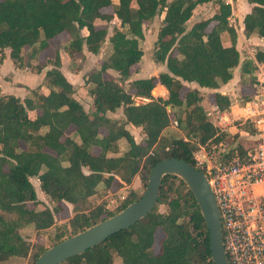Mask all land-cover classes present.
<instances>
[{"label": "trees", "instance_id": "1", "mask_svg": "<svg viewBox=\"0 0 264 264\" xmlns=\"http://www.w3.org/2000/svg\"><path fill=\"white\" fill-rule=\"evenodd\" d=\"M209 1L119 0L113 12L121 28L113 27L108 38L112 51L85 79L93 111L87 112L73 97V87L59 69L58 50L52 58L36 65L37 71L51 65L44 77L48 94L32 91L23 98L0 95V264L24 258L27 264H35L49 247L28 242L20 230L29 225L35 230L52 226L65 203L71 204L74 212L67 220V238L113 216L141 195L130 190L113 210L91 203L99 187L107 191L114 182L119 187L130 184L137 174L145 188L156 162L176 157L195 165L197 143L217 144L225 139V132L216 135L217 129L201 104L198 88L217 89L226 84L240 63V52L236 47L237 32L228 23L230 3L215 0L218 10L212 17L188 25L194 8ZM249 2L253 5L243 19L244 33L264 37V0ZM111 4V0H0V59L8 49L13 63H21L26 48L31 58L46 50L49 41L62 32L70 36L65 46L70 56L82 53L84 47L97 53L108 30L95 27L94 20H111L112 14L101 12ZM162 11L165 14L152 60L165 65V70L130 80L124 87L131 68L143 55L139 48V40L144 37L143 22ZM212 21L215 23L208 29ZM84 28L86 35L82 34ZM224 33L230 41L228 46L222 42ZM257 57L262 59L260 53ZM156 82L167 89L166 98L152 95ZM191 83L196 87L186 85ZM136 98L141 101L136 103ZM213 101L220 109L229 104L228 97L219 91L213 93ZM167 106L181 108L182 115L176 122L183 127L186 139L161 141V133L170 123ZM118 108H122L123 120L107 117V111ZM30 110L39 111L34 119L28 116ZM129 123L140 128V141H135L126 128ZM71 127L77 140L65 135ZM101 129L106 132L101 133ZM120 138L127 141L128 149L121 155H109L117 153ZM160 141L161 148L156 150ZM94 147L99 152L95 153ZM33 177L54 203L51 208H36L38 197L31 182ZM157 229L163 236L155 252ZM60 264L213 262L208 230L192 191L178 176L166 174L157 200L146 216Z\"/></svg>", "mask_w": 264, "mask_h": 264}, {"label": "built area", "instance_id": "2", "mask_svg": "<svg viewBox=\"0 0 264 264\" xmlns=\"http://www.w3.org/2000/svg\"><path fill=\"white\" fill-rule=\"evenodd\" d=\"M254 80L251 98L235 95L225 109L207 111L216 135L230 134L197 143L193 165L213 193L228 264H264V65L256 64Z\"/></svg>", "mask_w": 264, "mask_h": 264}, {"label": "crops", "instance_id": "3", "mask_svg": "<svg viewBox=\"0 0 264 264\" xmlns=\"http://www.w3.org/2000/svg\"><path fill=\"white\" fill-rule=\"evenodd\" d=\"M111 1H112V4L110 6L103 7L101 9V12L106 13V14H112V16H113L112 19L108 21V20H105L102 18H96L94 20V26L95 27L107 28V30H108L106 40L102 44V46L100 47V49L98 50L97 53H91L90 51H88L84 47V50L82 53H75L73 56H70L65 51L66 50L65 46H67V44L69 43L70 36L66 32H62L49 41V46L46 50L35 54L31 58H28V61H30V59L31 60L39 59L41 61H44V59H46V58H52L54 56L55 52L58 50L60 52V67H59V69L62 72V74L65 76L67 81L72 85L73 90H74L73 91V97L81 103V105L83 106V108L87 112L93 111V99L89 95L88 85L85 83V79L87 77L86 75L92 69L99 67L100 62L104 60V58H102V54L104 52L106 53V56H108L111 53L112 47H111V44H110L108 38L112 33L113 27L121 28L120 20L114 15V12H113V6L117 5L119 0H111ZM224 1L230 3V5H231V15L228 17V23L230 26L235 28V30L237 32L236 47L238 48V50L240 52V63L234 69L233 77L226 84L222 85L220 88H217V89L210 88V87L198 88L200 91V94L202 96L201 104L203 105L206 113L211 108L212 105H215V103L213 101V93L215 91H219L221 94H223L225 96L227 95L228 99H230L231 95H238V96H240V98H242V100H247V99L251 98L253 91H254V82H255V80L254 81L251 80V79H255L254 77H251V75L254 74L252 71H253V69L256 71V64L264 65V37H260L256 34H251V35L247 36L244 33L243 19H244V16L251 10V7L253 4L250 3L249 0H224ZM133 4L135 6V3H133ZM207 6H208V10H207ZM217 10H218V5L215 2V0H211L207 3L197 5L193 10V13H192L190 20L188 21V25H191V24L196 23L200 20L212 17L217 12ZM164 14H165V12L162 11L160 14L154 16L151 20L143 22L144 37H143V39L139 40V48L143 52L142 57L143 56H147V57L151 56L152 57L155 42H156V39L158 36V30L161 26V22L164 18ZM214 23H215V21H212L210 23L208 29H210ZM87 33H88V31L85 28L82 29L83 35H86ZM222 42L225 46H228L230 43L229 38H228L227 34H225V33L222 35ZM251 46H254V47L258 46L259 47L260 51L256 52L255 56L253 55L255 48L251 47ZM252 50H253V52H252ZM8 53H9V51H8V49H6L4 52V58H6V59L3 58L4 59L3 63H5L7 65L12 63L11 59L9 58ZM257 53H260V55H262V59H258ZM81 57H82V63L79 64L78 61H81ZM253 57H255V59H253ZM149 61H150L151 65H153V66L157 65V63L154 62L152 59H149ZM138 64L141 65V60ZM158 65H160V64H158ZM161 65L164 66L163 70H165V65H163V64H161ZM50 67H51V65H47L41 71H33V72L30 71L26 74L20 73L21 77L24 81V83H22L23 87L21 88V89H23L22 94L17 95L16 93L12 92L9 88H7L8 90L6 93L7 94H14L16 96L21 95V98H23L26 95H28V93L30 92L29 89H33L36 86H39L38 92L43 93V94H48L49 88L46 86L44 77H45V71L47 69H49ZM110 73H116V72H114L113 70H110ZM156 74H152V75H156ZM144 76L145 75H141V76H135L134 75L132 79L128 78L126 81H130V80H133L136 78H142ZM249 76H250V78H249ZM145 77H149V76H145ZM245 77H248L249 80L243 82V79H245ZM241 79H242V82H241ZM186 85L191 86V87H196V84H194V83L186 84ZM6 86H7V84H6ZM155 88H160V89H162V91H161V94L160 93L154 94V92L152 90V95L154 97H157V96H161L163 98L167 97L168 91L164 85H162L159 82H156V86L153 89H155ZM185 89H187V88H185ZM25 90H27V91L25 94H23L25 92ZM138 101H141V100L136 98L135 102L138 103ZM169 108H171V107L167 106V109H169ZM118 110H121L120 112L124 118V115L122 113V108H118ZM29 112H34V116L33 117L30 116ZM114 112H116V110L115 111H107V113H106L107 117L112 119L111 115H113ZM38 113H39L38 110H30V111H28V116L31 119H34ZM118 115H120V114H118ZM123 118H121V119L123 120ZM113 119L115 120V118H113ZM125 126L127 129H131L130 126L133 128H136L135 126H133L130 123L126 124ZM102 130H104V132ZM100 131L103 134L106 132L105 129H101ZM129 131H131V130H129ZM65 135H68L72 138L74 135V128L73 127L69 128L66 131ZM74 139L77 140V137L75 136ZM126 149H128V148H124L123 152L126 151ZM93 151L95 153H97V152H99V148L94 147ZM123 152L118 150V155H121ZM109 155H111V154L109 153ZM138 177L139 176L136 174L132 178V181L130 182V184H125L121 187L116 185L118 187V190L121 191V190L127 189V188H129L131 190H137V187L139 185V183H137Z\"/></svg>", "mask_w": 264, "mask_h": 264}, {"label": "water", "instance_id": "4", "mask_svg": "<svg viewBox=\"0 0 264 264\" xmlns=\"http://www.w3.org/2000/svg\"><path fill=\"white\" fill-rule=\"evenodd\" d=\"M166 174L178 176L192 191L208 230L213 264H228L223 248L220 219L210 186L199 169L176 157L164 158L151 167L139 198L113 216L50 246L36 259L35 264H60L67 258L81 254L103 242L110 235L135 224L153 208L161 181Z\"/></svg>", "mask_w": 264, "mask_h": 264}, {"label": "rangeland", "instance_id": "5", "mask_svg": "<svg viewBox=\"0 0 264 264\" xmlns=\"http://www.w3.org/2000/svg\"><path fill=\"white\" fill-rule=\"evenodd\" d=\"M206 10V9H205ZM207 10H208V6H207ZM210 14V13H209ZM254 47V46H251ZM255 51L253 53V55L255 56L256 52L260 51L258 46L254 47ZM29 49L27 48L25 50V55L23 57V60L21 61V63H12L11 64H5L3 63L4 59H0V95H4L7 94V88H9L12 92L16 93L17 95L22 94L23 89H21L22 83H24L21 74H26L30 71H37V64L39 61V59H33L30 61H28V54H29ZM105 53V52H104ZM102 54V58H106V53ZM149 59H152V57L150 56H143L141 58V65L137 64L134 67L131 68V74L129 76V79H132L133 76H141V75H145V76H150L152 74H156L158 73L160 70L164 69V66H160V65H156L153 66L150 64ZM79 64L82 63V57H81V61H78ZM254 74L251 75V77L255 78V73L256 71L253 69L252 71ZM113 76H118L117 73H112ZM235 74V73H234ZM144 76V77H145ZM250 78V76H249ZM248 77H245V79H243L244 81L249 80ZM254 81V79H251ZM252 81V82H253ZM242 82V79H241ZM10 85H9V84ZM129 81H125L123 83L124 87L128 86ZM7 84V86H6ZM2 87V88H1ZM39 86H36L33 89H29L30 92L32 91H38ZM26 88V87H25ZM27 90H25V92L23 94L26 93ZM28 91V92H29ZM162 89L160 88H155L153 89L154 94H161ZM29 92V93H30ZM28 93V94H29ZM235 95H231V99L233 100ZM21 98V95L19 96ZM163 98V97H162ZM139 102V101H138ZM169 112V116H170V123L169 125L163 129L161 136H162V140L164 139H170V138H185L186 137V133L183 129V127H181L180 125H177V118L179 116L182 115V110L181 108H169L167 109ZM121 110H116V112L113 113V115H111L112 119L115 118V120L117 121H121L123 118L121 112ZM120 114V115H118ZM30 116H34V112H29ZM212 118V116H210ZM221 124V123H220ZM222 127L225 126V123L221 124ZM131 130L130 132H132V135L135 139V141H140L141 138L143 137L142 132L140 131L139 127L133 128L130 126ZM243 129H248L247 126H242ZM233 130V129H232ZM104 132V130H102ZM226 136H228L230 133L225 131ZM73 138H75V134L73 135ZM186 139V138H185ZM226 139V137H225ZM159 142V144H157L155 146L156 150H159L161 148V143ZM22 145V144H21ZM124 148H128V143L124 138H120L117 141V153H110L111 155H118V150L123 152ZM97 150V149H96ZM127 150V149H126ZM31 182L35 187L36 193H37V197H38V202H37V209H43L45 207L51 208L54 203L51 201V199L40 189L39 187V183L36 177L31 178ZM137 183H139L138 187H137V191L140 192V194L143 192L144 187L142 188V184L140 181V178L138 177L137 179ZM131 189L127 188V189H123V190H118V187L116 186V182L113 183L112 187L105 191L102 187H99L97 193L91 198V203L92 204H103L105 207H109L113 210H115L116 206L124 199V197L127 195V193L130 191ZM29 206H32V204H28ZM164 207L161 206L160 210H163ZM74 215V212L72 211V205L71 204H67L65 203L64 208L61 212H59L56 216V221L55 223L45 229L42 230H35L31 225L29 226H25L23 227L20 231L22 233V235L25 237V239L36 245V244H41L44 247H50L52 246L56 241H58V239L60 238H65L66 236H68V230H67V220L68 218H70L71 216ZM163 236V232L160 229L156 230L155 233V243H154V251L158 252L159 250V240L162 238ZM5 264H27V259H21L19 262H7Z\"/></svg>", "mask_w": 264, "mask_h": 264}]
</instances>
